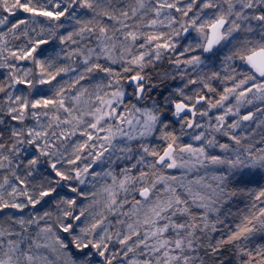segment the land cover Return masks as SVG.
Masks as SVG:
<instances>
[{"label":"snow or ice","instance_id":"1","mask_svg":"<svg viewBox=\"0 0 264 264\" xmlns=\"http://www.w3.org/2000/svg\"><path fill=\"white\" fill-rule=\"evenodd\" d=\"M0 264H264V0H0Z\"/></svg>","mask_w":264,"mask_h":264}]
</instances>
